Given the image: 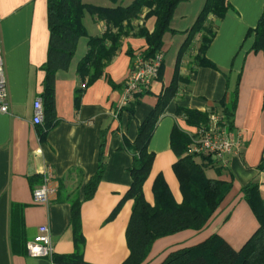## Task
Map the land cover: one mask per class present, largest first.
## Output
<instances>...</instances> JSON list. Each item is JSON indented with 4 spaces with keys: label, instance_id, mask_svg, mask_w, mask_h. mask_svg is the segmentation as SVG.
<instances>
[{
    "label": "crops",
    "instance_id": "0c3cea01",
    "mask_svg": "<svg viewBox=\"0 0 264 264\" xmlns=\"http://www.w3.org/2000/svg\"><path fill=\"white\" fill-rule=\"evenodd\" d=\"M207 0H184L175 9L172 31L165 34L164 66L134 108V115L119 111L131 63L137 53L146 51L143 37L135 36L140 27L152 32L154 16L129 23L130 33L123 36L121 48L104 69V75L83 90L85 81L77 65L86 56L90 37L102 36L107 25L89 14L69 69L56 75L54 95L55 125L51 115L42 125L33 124L34 102L43 99L49 51L48 1L0 0V54L4 57L9 95V112H0V264H61L54 261L76 252L73 228V202H80V249L89 264H122L129 256L126 229L133 208L124 195L131 186L133 156L123 148V140L134 142L139 127L155 108L159 95L170 86L179 66V75L188 84L178 87L155 127L148 150L155 155L144 194L154 206V180L162 176L175 200L180 203V185L173 166L178 160L171 145L174 127L193 134L196 127L186 122L180 110L206 113L222 100L235 98L234 130L242 135L239 155L228 157L219 176L208 170L210 178L232 183V189L215 216L201 231L185 230L155 241L146 264H161L172 252L195 246L218 235L235 250H240L259 228L258 219L241 191L258 183L264 199V53L253 51L264 0H228L223 19L209 15L208 26L214 38L207 51L208 60L219 70L196 65L203 34H195L181 54L187 33L195 24ZM180 57V58H179ZM104 142V143H103ZM103 143V144H102ZM103 152L102 177L97 190L85 198V187L98 173ZM50 171L58 187L48 204L35 203L33 190L42 185ZM41 226L51 231L54 255L34 258L24 244L36 237ZM13 235L16 244H13Z\"/></svg>",
    "mask_w": 264,
    "mask_h": 264
},
{
    "label": "trees",
    "instance_id": "16d2710c",
    "mask_svg": "<svg viewBox=\"0 0 264 264\" xmlns=\"http://www.w3.org/2000/svg\"><path fill=\"white\" fill-rule=\"evenodd\" d=\"M48 1V27L50 30V41L47 62L42 66L45 71L43 104L45 117L51 115L49 129L55 125L54 95L56 75L60 71L69 69L72 59L77 50L81 37L87 36L84 19L87 14L105 21L106 32L99 37L88 38V51L85 57L77 65V73L85 81L83 89L77 92L76 100L80 97L87 86L103 77L107 64L116 56L117 50L121 48L122 37L130 33L129 23L139 20L143 16L144 9L148 10L145 19L154 16L156 18L155 28L149 32L143 26L136 32L135 36L145 38L147 49L143 52L145 58H153L162 52L164 46V35L171 32V21L175 8L184 0H134L124 5L122 0H105L110 5H94L84 0H46ZM264 6V5H263ZM195 24L187 33L181 54L190 45L195 34H203L196 57V65L219 70L217 65L208 60L206 54L208 46L215 36L214 27L207 25L209 15L223 19L229 10L228 0H207L202 7ZM255 33L253 51L264 53V10L259 18ZM180 58V57H179ZM135 59H133L134 61ZM133 63V62H132ZM132 65V64H131ZM164 63L160 69L159 77L162 75ZM179 73L177 65L174 78L170 86L165 87L159 95L155 108L147 115L146 119L139 124L138 133L134 142L123 140V148L133 156V165L129 169L132 177L131 186L124 195L125 200L133 201V208L126 229V241L129 256L122 264H146L151 247L160 238L174 235L185 230L201 231L211 218L215 216L223 204L232 183L218 179L222 169L218 163L209 155L191 156L186 154L191 143L190 136L179 128L174 127L171 135V145L178 160L172 167L179 181L182 201L178 203L165 179L160 175L154 180L153 195L154 206L147 202L144 194V185L147 181L155 155L149 152V141L154 134L155 127L162 114L165 112L170 101L177 93L178 87L188 84L189 79L183 78ZM125 87V85H124ZM148 92V91H147ZM146 92V93H147ZM143 94H137L135 100L119 111L127 110L130 116L134 115L136 103L140 101ZM229 102L222 100L217 108L203 113L196 110H180L186 117V122L191 127L207 124L210 113L220 112L227 122L230 130L234 129L235 98ZM104 143V142H103ZM102 143V144H103ZM103 152L100 156L98 173L85 187V198L93 196L97 190L98 183L102 177ZM264 168V162L261 169ZM213 169L218 178H210L208 170ZM258 183H250L241 191L245 199L258 219L259 228L250 237L247 243L240 249L235 250L227 241L218 235H212L207 240L188 248L172 252L161 264H264V199L259 191ZM80 202H73V228L76 252L70 255L55 257V262L61 264H89L83 257L80 249L83 246V238L79 232ZM13 235V244H16ZM27 241L24 244L25 250Z\"/></svg>",
    "mask_w": 264,
    "mask_h": 264
},
{
    "label": "built area",
    "instance_id": "2783aa9c",
    "mask_svg": "<svg viewBox=\"0 0 264 264\" xmlns=\"http://www.w3.org/2000/svg\"><path fill=\"white\" fill-rule=\"evenodd\" d=\"M0 54V112H9V95L4 57ZM164 61L163 52L153 58H145L143 53H137L131 63L130 74L125 83L123 100L120 108L126 107L135 100L137 94L149 91L153 81L158 79L160 69ZM43 99L38 98L34 102L33 124L42 125L45 118ZM222 114L218 111L210 113L207 124L196 127L190 134L191 143L187 153L191 156L209 155L220 166L228 165V157L239 155L242 146V135L230 130ZM54 175L46 171L44 183L33 190V199L38 204H48L53 194L57 193ZM51 231L48 226H41L36 237L31 238L26 245L28 255L34 258H52L54 255Z\"/></svg>",
    "mask_w": 264,
    "mask_h": 264
},
{
    "label": "rangeland",
    "instance_id": "374dc122",
    "mask_svg": "<svg viewBox=\"0 0 264 264\" xmlns=\"http://www.w3.org/2000/svg\"><path fill=\"white\" fill-rule=\"evenodd\" d=\"M133 1L134 0H122L124 5H128ZM84 2L94 4V5H102V6L110 5V3L105 0H84ZM208 176H209V173H208Z\"/></svg>",
    "mask_w": 264,
    "mask_h": 264
}]
</instances>
